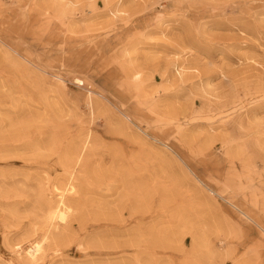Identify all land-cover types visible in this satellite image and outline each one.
Instances as JSON below:
<instances>
[{
  "label": "rangeland",
  "instance_id": "rangeland-1",
  "mask_svg": "<svg viewBox=\"0 0 264 264\" xmlns=\"http://www.w3.org/2000/svg\"><path fill=\"white\" fill-rule=\"evenodd\" d=\"M0 264H264V0H0Z\"/></svg>",
  "mask_w": 264,
  "mask_h": 264
},
{
  "label": "bare ground",
  "instance_id": "bare-ground-1",
  "mask_svg": "<svg viewBox=\"0 0 264 264\" xmlns=\"http://www.w3.org/2000/svg\"><path fill=\"white\" fill-rule=\"evenodd\" d=\"M83 149L79 151V154L77 156L78 158H76V160H79L81 158ZM75 154H77V152ZM74 189H75L74 186H71L70 189H69V191L72 192ZM57 207L58 208H56L54 210V212H53V218L55 220H57V222L66 223L67 220H68V217H69V213L72 211L71 206H68V205L62 203L60 206H57ZM42 245L43 244H41V243H35V244H33L30 247L29 251L27 252V255L31 259H36L42 253V251H43V246Z\"/></svg>",
  "mask_w": 264,
  "mask_h": 264
}]
</instances>
